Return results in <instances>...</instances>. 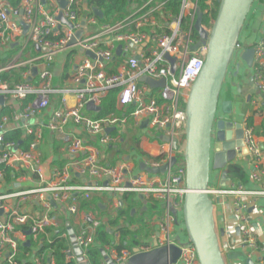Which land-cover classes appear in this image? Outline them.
Wrapping results in <instances>:
<instances>
[{
    "label": "built area",
    "instance_id": "2783aa9c",
    "mask_svg": "<svg viewBox=\"0 0 264 264\" xmlns=\"http://www.w3.org/2000/svg\"><path fill=\"white\" fill-rule=\"evenodd\" d=\"M12 1L0 0V60L4 61L0 64V100H3V103L0 101V167L8 170L7 173L0 170V185L6 174L13 182V194L0 195V216L6 217L5 221H0V258L6 256L9 264H20L17 261L20 243L15 237L18 227L29 226L26 230L30 229L31 234L39 238L57 223L56 218L44 210L41 214L21 212L17 204L19 199L23 203L38 202L51 211L62 207L69 215H76L81 201L89 200L92 194L111 197L133 194L147 202L156 200L164 206V216L158 222L150 244L137 249L149 252L154 249L156 241L158 247L176 245L181 250V264H199L194 245L189 241L179 244L181 238L175 230L183 219L188 192L184 161L186 103L208 53L206 45L193 49L201 42L195 30L198 0H179L178 15L168 11V5L174 0H143L130 7L127 16L115 25L101 23L98 17L103 18V13L97 15L98 8L89 5L87 0H64V7L62 0H22L17 7ZM208 3L213 6V1ZM262 7L264 29V0ZM213 24L202 26L210 34ZM79 32L82 33L77 37ZM73 41L75 43L71 45ZM119 47L121 54L117 56ZM253 48V81L262 94L264 35ZM243 51L237 44L234 53L241 56ZM71 53L77 58L73 63L76 67L71 74L70 87L62 91L55 89L54 64L62 54ZM169 58L175 61L174 69ZM37 75L36 83L29 82ZM144 78L165 81V85L152 88L141 82ZM111 90H118L117 107L121 114L95 119L85 113L89 103L99 107ZM61 92L73 94L76 104L69 107L64 95L45 123V112L50 109L53 97ZM29 99V105L21 111L6 112L12 109L11 102L22 103ZM250 102L254 110L262 108L263 101L258 98L250 99ZM129 122L137 129L145 130L146 138L162 147L158 157L145 160V168L168 166L165 173H134L128 164L103 166L99 150L92 148L84 154V139L66 131L73 125L103 148H108L119 140L114 135L116 131ZM13 123L17 127L10 129ZM241 123L243 143L250 159V183L254 189L234 183L210 189L209 194L214 201L220 199L219 206H225L227 196L235 197L229 208L239 228V244L230 247H243L250 253H259L264 264V243L251 227L248 206L242 202L248 196L264 198V149L248 118H243ZM45 129L60 138L66 152L74 158L65 168L54 170L49 176L44 172L41 151ZM17 132L22 133L18 141L8 139ZM173 159L176 164L171 167ZM30 179L38 186L20 190L19 182ZM74 234L87 257L94 244L95 229L85 227ZM228 235L236 236L235 230L228 229ZM66 237L70 238L68 231ZM104 250L115 264H128L133 256L129 249L118 252L113 246H107ZM71 253L72 250L68 251L72 258Z\"/></svg>",
    "mask_w": 264,
    "mask_h": 264
},
{
    "label": "crops",
    "instance_id": "0c3cea01",
    "mask_svg": "<svg viewBox=\"0 0 264 264\" xmlns=\"http://www.w3.org/2000/svg\"><path fill=\"white\" fill-rule=\"evenodd\" d=\"M262 10V0H256L238 37V44L243 50L254 47L263 38L264 29L262 24ZM76 58V54L73 55V53L70 55L62 54L58 57L53 67V87L55 89H61L62 91L70 87L71 74L76 67L73 63ZM3 62L4 61L0 60V64ZM36 74L37 72H35L34 75ZM16 78L17 77H15V79ZM37 81L38 75L37 77H34L32 81L29 80V82L32 83H36ZM61 93L53 97L50 109L47 110L43 116L45 123L48 122L51 113L58 108L60 99L64 95L66 96L64 99L67 101L69 107H73L76 104V99L73 94ZM253 98H258L264 103V93L259 94L255 82L253 81L252 68H249L243 60L239 59V61L233 64V70H231L230 76L224 85V91L221 95L220 101L221 104L226 101H231L230 110L232 116L234 115L233 122L240 123L243 118H248V121L252 118V127L255 136L264 149V106L262 105V108L254 110L250 102V99ZM30 100L31 99L27 101L30 102ZM11 105L12 109L6 111L8 114L21 111L26 108L29 103L26 101L22 103L14 101L11 102ZM99 107V111L92 112L85 110V113L92 118L97 119L96 117L102 109V104ZM115 113L117 115L121 114L118 107ZM218 113L219 117L224 116L222 105L219 108ZM16 127L17 124L13 123L10 129ZM66 131L69 134L74 133L84 139L86 143L84 154H87L92 148L99 150L101 164L103 166L117 167L121 164H128L129 168L134 173L139 171L149 173L145 168V160L152 156L158 157L162 148L160 144L148 140V138H146V131L141 128L137 129L132 122H129L127 126L120 127L116 133L114 132L115 136L119 137V140L108 148H103L96 142V140L89 137L81 129H78L73 125H70ZM13 135L14 134L10 136ZM41 151L43 155L44 172L47 176H49L54 170L65 168L66 165L74 159L66 152L64 142L47 129L44 131V144ZM140 157H143L144 159L139 160ZM141 165H144V167H140ZM230 166H232V168L229 169ZM226 170H228V175L225 178H222L223 171L219 173V180L221 182L220 188L228 187L229 184L235 183L243 185L249 190L254 189L250 183V159L248 156L237 157L233 163L228 165ZM231 173H233V177L230 178L229 175ZM215 174L217 173L215 172L214 176ZM78 181L82 182L84 180L78 179ZM19 183L20 190L38 186L33 179ZM12 192V177L10 180L5 177L4 182L0 185V195L8 193L13 194ZM124 196L125 195H118L116 197H111L108 194H92L89 200L84 199L81 201L79 212L76 215H69L62 207H55L54 210L51 211L46 210L44 206L39 205L38 202L23 203L21 199L17 200L21 212H28L30 214H36L38 212L41 214V210H44L45 213L55 217L57 221L54 226L47 228L45 233L40 235L39 238H35L31 234L30 229L26 230L29 226L18 227L16 229L17 233L15 234V237L20 243L17 261L20 262V264H50V262H55V264H57L56 259L53 256V244L56 243L57 240H63L68 245V249L65 251L66 261L75 260L73 257H69L68 254V251L72 250L70 238L66 237L67 228L69 226H71L76 234L80 232L81 228H94L95 240L92 248L98 247L100 244L97 242L98 232L103 229H111L108 225L109 221L116 218L118 209L125 207V204L122 201V197ZM234 198L235 197L227 196L224 198L225 206L216 205L215 207L216 228L219 233L220 247L223 251L226 262L227 264H262L263 257L259 253H250L243 247L234 249L230 247L239 244L238 232L236 230L237 222L229 208ZM88 202L90 204H88ZM131 202L132 204L130 205L133 207L131 213L135 210L132 215L134 216L137 214V218L144 217L146 227L150 228L148 236L140 240L141 245H149L153 232H156L157 230L158 222L162 220L161 218L164 216V206L156 200H151L147 203V201L143 200L140 196L133 194ZM242 202L248 206L247 214L249 215L251 227L255 230L256 236L259 238L260 242L264 243V198L248 196L244 197ZM83 204H85V207H83ZM116 204L119 206L116 207ZM104 214H106L105 220L102 218ZM5 220L6 217L0 216V221ZM124 224L125 222L123 221V225ZM140 228L141 226L139 224L131 225L132 232H137ZM228 229L235 230L236 236L228 235ZM222 230L224 231L223 235L220 234V231ZM29 232L31 235H28ZM144 234H147V231ZM111 237L116 243L120 240L119 235L113 236L111 233ZM28 241L31 242V245L26 246ZM139 246L134 247L131 251ZM229 247L231 249L230 251L227 250ZM25 248L29 251H24L23 249ZM106 248L107 247L103 249ZM86 258L88 259V257ZM36 260H38V262H36ZM102 263L105 264L104 259H102ZM0 264H9L6 256L0 258Z\"/></svg>",
    "mask_w": 264,
    "mask_h": 264
},
{
    "label": "water",
    "instance_id": "95a60500",
    "mask_svg": "<svg viewBox=\"0 0 264 264\" xmlns=\"http://www.w3.org/2000/svg\"><path fill=\"white\" fill-rule=\"evenodd\" d=\"M255 1L221 0L218 15L210 34L202 26L203 12L200 7H197L195 30L201 42L196 44L193 49L196 50L201 45H206L208 53L204 67L192 86L186 103L187 125L184 161L188 192L183 206V220L189 242L196 248L199 264H227L220 247L215 219V207L220 199L214 201L210 198L208 185L211 169L223 171L222 178H225L228 175V170H226L228 165L233 163L237 157L248 154L243 143L242 123H235L229 119L232 115L231 101L220 103V107L222 105L224 110V116L217 118V113L219 102H221V89L227 77L230 60L239 43L240 31ZM65 4V1L62 0L61 5L64 7ZM96 13L101 15L102 11L97 9ZM81 33L79 32L77 37H80ZM74 43L75 41L71 45ZM116 54L117 56L121 54V47L117 49ZM87 55L94 58L90 53ZM254 55L253 47L244 50L241 55V59L249 68L253 67ZM169 60L174 69L175 61L171 58ZM34 71L36 72V70ZM141 82L152 88L165 85V81L155 82L145 78ZM0 101L3 103V100ZM87 110L99 111L100 108L89 103ZM163 140L168 141L166 138ZM174 145L177 147L176 142ZM175 164L176 159H173L170 166L173 167ZM141 167L143 168L144 165ZM146 169L151 174H160L165 173L168 166ZM104 184L107 185L106 182ZM48 199H50L49 196ZM236 230L239 233V228ZM67 231L72 245L70 256L76 260L77 264H89L78 245L71 226L67 228ZM220 234L223 235L224 231H220ZM28 235H31L30 232ZM29 245H31L30 241L26 243V246ZM100 251L105 264H115L104 249L101 248ZM180 257L181 250L178 246L158 247L156 241L154 249L149 252H140L135 248L128 264H178Z\"/></svg>",
    "mask_w": 264,
    "mask_h": 264
},
{
    "label": "trees",
    "instance_id": "16d2710c",
    "mask_svg": "<svg viewBox=\"0 0 264 264\" xmlns=\"http://www.w3.org/2000/svg\"><path fill=\"white\" fill-rule=\"evenodd\" d=\"M21 1L22 0H13L12 4L13 6L17 7L21 3ZM142 1L143 0H87L89 5L95 6L102 11L103 18L98 17V20L101 23L108 25H115L116 23L122 21L127 16L129 8L133 5L141 3ZM210 1H213L212 7H210L208 3ZM220 2L221 0H198V7H200L203 12V25L211 26V23L215 22L218 15ZM179 10V0H174L171 4L168 5V11L172 12L174 15H178ZM4 77L6 78V76ZM117 94L118 90H111L108 93V95L102 102V109L97 114V119L103 118L117 111ZM26 102L29 103V101ZM249 125L251 127L253 126L252 118L249 119ZM21 136L22 133L17 132L13 136H9L8 139L11 138L18 141ZM230 168H232V166H230L229 169ZM0 170L6 171V173L8 172V170H5L1 167ZM6 178L10 180L11 176L6 174ZM131 198L132 194H125V196L122 197V201L124 202L125 207H123L122 209H118L116 218L109 221L108 225L111 229H103L98 232V242L100 244L98 247H94L89 250L87 255L89 264H103V258L100 251L101 248L103 249L107 246H113L115 249H117L118 252H121L125 249L132 250L134 247L141 245L140 240L147 237L150 233V228L146 227L144 223V217L137 218V214H135L134 216L132 215L131 210L133 207L130 205L132 204ZM88 204L90 203L88 202ZM83 207H85V204H83ZM123 221L125 222L124 225ZM132 224H139L141 226L140 230L137 232H132ZM146 231L147 234H144ZM111 233L113 236L119 235L120 240L118 243H116L114 239H112ZM67 249L68 245L63 240H57V242L53 244V256L56 259L57 264H77L75 260L66 261L65 251ZM23 250L29 251L27 248Z\"/></svg>",
    "mask_w": 264,
    "mask_h": 264
},
{
    "label": "rangeland",
    "instance_id": "374dc122",
    "mask_svg": "<svg viewBox=\"0 0 264 264\" xmlns=\"http://www.w3.org/2000/svg\"><path fill=\"white\" fill-rule=\"evenodd\" d=\"M239 59L242 60L241 59V56L238 55V52L234 53L233 56H232V58H231V60H230V65H229L227 77H226V79H225V81L223 83L222 89H221V95H222V93L224 91V85L226 84V82H227V80H228V78L230 76L231 70H233V64H235L237 61H239ZM220 103L221 102H219V108H220ZM218 117H219V113L217 114V118ZM229 119L233 121L234 120V115L233 116L231 115ZM213 134H214V132H213ZM143 159H144L143 157H140L139 158V160H143ZM180 159H182V157H180ZM215 172L217 174H215V176H214V173ZM220 172L221 171H219V170H213V169H211V172H210V182H209V185H208L209 189H220V187H221V182L219 180V177H220L219 176V173ZM229 177L230 178L233 177V173H231L229 175ZM210 198L214 200V197L213 196H210ZM105 217H106V214H104L102 218L105 220ZM175 230H176V234L178 236H180V238H181V240L178 243L179 244H182V245L183 244H186L189 241V237H188V235L186 233V229H185V225H184L183 219L181 220V223L180 224L176 225ZM227 250L230 251L231 250L230 247L227 248ZM178 264H181V263L179 262Z\"/></svg>",
    "mask_w": 264,
    "mask_h": 264
}]
</instances>
